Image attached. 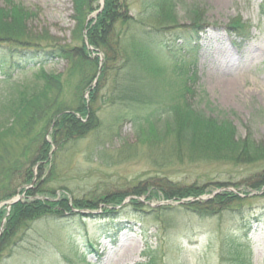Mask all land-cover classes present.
<instances>
[{
    "label": "trees",
    "instance_id": "16d2710c",
    "mask_svg": "<svg viewBox=\"0 0 264 264\" xmlns=\"http://www.w3.org/2000/svg\"><path fill=\"white\" fill-rule=\"evenodd\" d=\"M72 2L75 27L72 39L64 43L46 30L36 32L27 28L32 14L22 5L12 2L7 8H0V82H11L8 91L0 96V203L23 194L10 204L5 219L0 236V264L29 242L31 233L44 237L43 226L83 228V217L92 215L83 211L99 205L104 207L99 215L102 219L113 216V209H118L116 214L126 215L129 207L138 217L148 214L154 223L161 222L164 216L176 219L179 212L183 214L181 218H224L232 234L243 230L246 237L251 223L262 220L261 213L251 216L245 206L250 199L247 192L240 195L222 191L205 202L146 212L134 207L138 204L135 200L126 203L124 193L91 192L89 197L70 199L65 185L54 187L60 164L52 147L66 150L68 145L98 133L102 122L97 112L103 106L115 108L118 120H129L139 135L143 133L148 139L149 146L170 138L169 151L175 161L201 159L221 163L240 170V175L247 174L243 182L251 190L264 185V140H257L248 126L246 134L240 136L233 122L206 95L194 99L191 85L198 80L197 43L205 24L198 3L137 0L135 6L134 0H103L99 10L100 0ZM179 10L184 22L179 21ZM224 29L238 43L251 38L252 27L240 15L230 18ZM91 53L96 56L91 57ZM59 60L66 63L63 72L43 73L40 69V74L30 79L29 87L20 86V90L18 83L12 84L14 76L27 66L42 68ZM165 62L172 64L176 77L185 79L176 100L168 104L163 97H156L155 76ZM34 167L43 178L28 189ZM166 184L168 187L162 193L166 199L193 198L205 192L203 186L182 187L168 179ZM145 192L148 199L158 197L157 192L147 189L132 194ZM6 206H0V218L6 215ZM40 228L43 231L39 235ZM245 257L234 249L231 264H251ZM65 261L91 264L84 257ZM158 262L157 255L151 252L146 261L137 264Z\"/></svg>",
    "mask_w": 264,
    "mask_h": 264
},
{
    "label": "rangeland",
    "instance_id": "374dc122",
    "mask_svg": "<svg viewBox=\"0 0 264 264\" xmlns=\"http://www.w3.org/2000/svg\"><path fill=\"white\" fill-rule=\"evenodd\" d=\"M183 1L198 3L205 20L197 43L198 80L191 85L194 99L206 95L212 105L233 122L240 136L246 134L248 126L254 137L263 141L264 0ZM12 2L32 14L26 23L27 28L36 32L46 30L61 43L72 39L75 27L72 0H0V8H7ZM136 2L134 0L135 6ZM178 13L179 21L184 22L182 11ZM236 15L252 27L247 42L234 41L224 29L230 18ZM95 56L96 53H91V57ZM65 67L64 60L42 68L27 66L14 76L12 84L18 83L17 88L29 87L30 79L39 75L41 70L43 73H59ZM100 71L99 67L94 85ZM174 72L172 64L165 62L155 76L156 97H163L167 104L176 100L185 83V79L176 77ZM10 83L0 82V96L8 91ZM12 91L16 93V89ZM97 113L102 122L98 133L68 145L66 150L57 149L55 145L52 147V151L59 155L60 164L53 185L56 188L65 185L70 190V199L89 197L91 192L124 193L126 203L135 200L138 204L134 207L148 212L162 207L179 208L193 201L205 202L222 191L239 192L240 195L247 192L250 199L245 206L251 216L261 213L262 220L251 223L252 228L245 237L243 230L232 234L230 224L224 218L199 219L187 215L181 218L183 214L179 212L176 219L164 216L160 217L161 222L154 223L148 214L138 217L129 207L126 215L116 214L118 209H113V216L102 219L99 215L104 207L99 205L94 210L83 211L92 214L83 217V228L69 230L56 229L51 224L46 228L43 226L44 231L40 228L39 235L43 231L44 237L31 233L29 242L1 264H70L65 258L82 257L91 264H137L146 261L151 252L159 258L158 264H231L234 249L243 252L245 260H250L251 264H264V185L251 190L243 182L247 174L240 175V170L221 163L201 159L175 161L169 151L170 138L149 146L148 139L143 133L139 135V130L129 120L117 119L119 112L115 108L103 106ZM33 172L32 182L26 186L28 189L43 178L37 167ZM166 179L178 182L182 187L203 186L205 192L193 198L166 199L162 196L163 189L168 187ZM231 183L237 184L233 186ZM145 189L154 190L158 197L148 199V192L138 196L132 194ZM59 192L56 191L57 195ZM15 196L21 198L23 194ZM4 204L7 211L0 218V236L10 208L8 201Z\"/></svg>",
    "mask_w": 264,
    "mask_h": 264
},
{
    "label": "water",
    "instance_id": "95a60500",
    "mask_svg": "<svg viewBox=\"0 0 264 264\" xmlns=\"http://www.w3.org/2000/svg\"><path fill=\"white\" fill-rule=\"evenodd\" d=\"M102 0H101V2H100V6H102ZM20 197L18 196V197H14V198H12V199H10L9 201H8V206L11 204V203H13V202H15L17 199H19ZM5 202H2L0 205H2V204H4ZM0 233H1V229H0Z\"/></svg>",
    "mask_w": 264,
    "mask_h": 264
}]
</instances>
